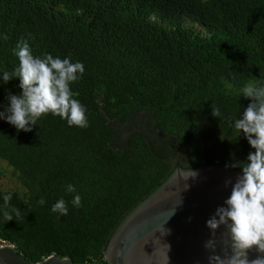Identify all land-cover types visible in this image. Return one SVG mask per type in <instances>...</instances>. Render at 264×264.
I'll return each mask as SVG.
<instances>
[{"label":"trees","instance_id":"trees-1","mask_svg":"<svg viewBox=\"0 0 264 264\" xmlns=\"http://www.w3.org/2000/svg\"><path fill=\"white\" fill-rule=\"evenodd\" d=\"M21 39L34 56L84 64L71 89L89 122L48 114L24 132L0 119V161L26 187L0 191L23 217L0 216V243L32 262L108 264L117 226L177 164L226 167L254 151L230 121L251 102L239 88L264 80V0H0V77L18 66ZM21 91L18 77L0 80V112ZM59 198L67 215L51 210Z\"/></svg>","mask_w":264,"mask_h":264},{"label":"clouds","instance_id":"clouds-1","mask_svg":"<svg viewBox=\"0 0 264 264\" xmlns=\"http://www.w3.org/2000/svg\"><path fill=\"white\" fill-rule=\"evenodd\" d=\"M14 55L18 58V66L12 73L4 71L0 80L7 83L12 77H18L22 91L19 95L8 96L9 106L4 112H0V119H5L18 131L24 132L31 131L37 121L48 114L66 120L70 127L89 126L86 107L74 98L76 94L71 89V85L85 71L82 62H71L70 58L61 59L51 54L34 56L32 48L24 39L17 43ZM238 95L250 99L251 102L240 118H231L230 126L237 133V137L243 133L254 151L249 152L246 162L226 165L239 167L242 174L235 178V183H232L231 178L225 179V187L232 184L231 193L224 201L225 206L217 207L215 213L206 221V227L211 230L213 237L221 226L226 229L232 254H215L216 241L209 239L204 244L213 253L207 257L208 264H264V255L252 260L247 256V252L253 247L264 254V80L245 82L239 88ZM211 114L222 118L221 110L217 106L211 107ZM196 176L197 172L189 168L183 178ZM66 192L76 193L75 186L68 184ZM2 199L0 216L4 222L23 218L21 210L11 204V192L5 193ZM45 202L43 197L38 201L40 205ZM70 203L73 207H81V196L76 193ZM68 204L69 201L59 198L51 210L59 215H67Z\"/></svg>","mask_w":264,"mask_h":264},{"label":"water","instance_id":"water-1","mask_svg":"<svg viewBox=\"0 0 264 264\" xmlns=\"http://www.w3.org/2000/svg\"><path fill=\"white\" fill-rule=\"evenodd\" d=\"M194 171L195 178L184 179L188 170L177 164L173 173L124 217L105 248L108 264H208L207 257L213 253L204 244L209 239L216 241L215 254H232L226 229L221 226L213 237L206 221L217 207L225 206L231 193L232 184L225 187V179L235 183L242 172L218 166ZM259 255L264 254L255 247L247 252L249 260ZM0 264L74 263L56 256L35 263L13 246L4 245L0 247Z\"/></svg>","mask_w":264,"mask_h":264},{"label":"rangeland","instance_id":"rangeland-1","mask_svg":"<svg viewBox=\"0 0 264 264\" xmlns=\"http://www.w3.org/2000/svg\"><path fill=\"white\" fill-rule=\"evenodd\" d=\"M6 190L17 191L22 195L26 187L19 173L6 162L0 161V191Z\"/></svg>","mask_w":264,"mask_h":264},{"label":"built area","instance_id":"built-area-1","mask_svg":"<svg viewBox=\"0 0 264 264\" xmlns=\"http://www.w3.org/2000/svg\"><path fill=\"white\" fill-rule=\"evenodd\" d=\"M4 245H9V244H6V243H0V247L4 246Z\"/></svg>","mask_w":264,"mask_h":264}]
</instances>
